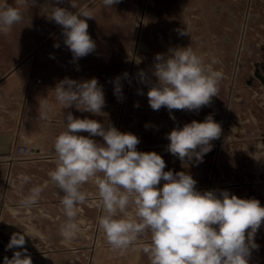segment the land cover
I'll return each instance as SVG.
<instances>
[{"label": "clouds", "instance_id": "obj_1", "mask_svg": "<svg viewBox=\"0 0 264 264\" xmlns=\"http://www.w3.org/2000/svg\"><path fill=\"white\" fill-rule=\"evenodd\" d=\"M64 0H52L45 6L47 17L61 26L63 43L72 53L73 61L86 57L96 49L88 32L87 19L94 18L88 5L69 0L71 11L60 7ZM121 0H102L112 7ZM36 0H15L14 5L0 3V34H8L23 21L21 8L35 6ZM181 36L189 34L178 30ZM59 48L60 44H54ZM217 63L213 59L212 64ZM124 79L128 73L122 74ZM155 82L147 74L138 73L139 82L149 85L148 103L153 110L166 108L170 118L173 110L199 113L218 97L223 73L213 69L189 47L171 48L157 53L151 67ZM114 95L123 98L121 77L112 81ZM55 100L64 109L94 116H106L103 86L97 78L74 80L65 77L53 89ZM140 94H143L142 92ZM139 107V104H135ZM49 105L39 111L38 118L46 120ZM65 130L54 141L55 168L48 172L50 182L60 196L65 217L59 234L65 240L77 237L78 212L91 193L85 185L96 187L97 207L102 210L97 223L113 251H126L137 246L145 234L149 243L140 245L150 264H250L252 251L259 245L255 235L264 223V206L258 199L239 198L227 190L197 189V181L185 172L165 171L166 162L155 151L137 150L140 139L130 132H121L111 123L88 117H75L68 112ZM150 125H145L149 127ZM86 132L88 135H81ZM221 125L212 114L203 122L193 120L175 127L166 135L170 143L166 150L182 164L202 162L212 150V141L220 137ZM93 137H101L98 142ZM31 177L22 175L17 191L22 195L21 206L38 203L45 190L34 185L24 194ZM163 181V186L161 182ZM62 193V195L60 194ZM25 234L13 233L5 251H14L3 264H33Z\"/></svg>", "mask_w": 264, "mask_h": 264}, {"label": "rangeland", "instance_id": "obj_2", "mask_svg": "<svg viewBox=\"0 0 264 264\" xmlns=\"http://www.w3.org/2000/svg\"><path fill=\"white\" fill-rule=\"evenodd\" d=\"M51 2L36 0L35 6L24 5L21 8L23 21L14 26H19L18 34H0V40H15L18 39L16 35L26 40L27 36L34 35L35 41L52 42V45L60 43L64 48L52 50L51 57L55 53L60 54L66 61V76L74 80L97 78L103 91L114 92L112 81L120 76L122 100L118 101L115 95L109 96L115 105L112 125L121 132L135 134L140 139L138 151L161 150L168 163L171 155L166 151L168 144H164L168 142L166 135L175 127H183L193 120L203 122L212 114L222 128L220 137L215 140L216 150L232 147L221 143L236 142L242 152L237 160L227 154L224 161V156L218 158L216 151L209 163L210 179L194 177L197 184L211 180L214 184L264 185V0H121L107 8L102 0H78L81 6L88 5L94 16L85 19L89 25L88 32L98 46L93 53L80 58V65L71 63L72 53L63 43L61 26L47 17L45 6ZM7 3L14 5L15 0H7ZM59 6L75 11L71 9L69 0H64ZM43 26L50 33L42 32ZM32 28L33 34L28 31ZM178 30L189 34L181 36ZM189 46L205 64L221 71L223 79L219 84L218 97H213L210 106L202 107L199 113L173 110L174 121L166 108L156 111L150 107L147 97L149 85L139 82L138 73L143 70L149 81L155 82L156 78L151 75L154 56L167 53L171 48ZM41 52L42 47L37 53ZM213 59L217 63L212 64ZM125 72L129 74L127 79L122 75ZM80 75V79L75 78ZM137 103L139 107L134 106ZM146 124L150 126L146 128ZM244 149L254 150L256 154ZM41 152L34 145L14 143L4 162L11 164L38 158ZM193 163L194 167L199 164ZM220 168H226L228 175L218 176ZM8 169L7 164L0 165V215L22 199L17 191L18 185L12 184L15 178H10L12 181L8 179ZM26 188L25 185L24 190ZM100 232L103 233L101 229ZM101 243L107 242H83V248L67 252L66 259L78 264H91L93 245ZM7 244L0 238V263L2 256L14 253L13 249L5 251ZM56 247H60L58 243L44 239L35 249ZM129 254L130 264H134L138 260L137 249L132 247ZM46 261L47 257H40L36 264ZM250 264H264V256L251 257Z\"/></svg>", "mask_w": 264, "mask_h": 264}, {"label": "crops", "instance_id": "obj_3", "mask_svg": "<svg viewBox=\"0 0 264 264\" xmlns=\"http://www.w3.org/2000/svg\"><path fill=\"white\" fill-rule=\"evenodd\" d=\"M4 0H0L3 3ZM18 27H13L11 33L18 34ZM42 27V32L50 33ZM32 34L34 29L28 30ZM41 32V30H40ZM45 37V36H44ZM15 40H0V165L8 166V179L19 185L20 177L28 175L31 181L26 185L24 193L34 185L45 187L41 199L31 207H23L20 202L10 207L8 211L0 215V238L7 243L13 233L19 232L25 234L26 244L24 247L28 249L33 264L37 263L38 258L47 257L44 264H78L77 261L66 259L67 252H74V249L83 248V242L94 240L95 242L106 241L104 233L100 232L97 219L102 214V210L97 207L98 196L96 187L89 182L85 187L91 193L88 202L81 206L78 212L77 222L79 224V232L76 238L65 240L59 234V226L63 223L65 217L63 215L62 206L60 205V196L57 195V189L50 182L48 172L55 168V151L54 141L57 136L65 130V120L68 112L75 117L96 119L101 122L111 123L114 121V101L109 99L114 96L112 90L104 91L106 94V106L103 112L106 116H94L91 113L80 112L75 107L64 109L55 100V85L63 80L66 76L64 66L66 61L56 54L51 57L52 50H62L64 47H54L52 42L35 41L34 35L24 40L16 35ZM20 38V39H19ZM60 44V43H59ZM42 45V46H41ZM43 48V52L37 53L38 49ZM96 48L98 46L96 45ZM73 64H81L82 61H71ZM75 74V72H74ZM81 75L75 77L80 79ZM110 96V97H109ZM49 105L48 118L41 120L38 118L40 109L45 105ZM81 135L87 136L84 132ZM98 142H103L100 137H93ZM168 141V140H166ZM34 145L41 154L37 158L28 159L26 161H17L15 163H6L4 160L14 145ZM170 141L164 144H169ZM212 150L203 157V161L194 167V163L187 165L171 153V161L165 160L166 168L175 172L185 171L194 177H203L210 179L211 170L209 163L212 155L218 152V158L226 155L234 156V160L239 158L242 148L236 142H225L220 145L232 146L228 149L226 146L216 150L217 142L213 140ZM228 150V151H227ZM248 152V149H244ZM167 151V150H166ZM146 152V151H143ZM156 152V151H155ZM250 153L256 151L251 150ZM156 153L163 155V152ZM215 156V155H214ZM163 158V156H162ZM219 160V159H218ZM17 163V164H16ZM218 166V165H217ZM228 168V167H227ZM228 175L227 169L220 168L218 176ZM235 176V173L233 174ZM195 180V179H194ZM198 181V180H197ZM163 183L159 185L162 187ZM200 191L227 190L231 194L239 198L258 199L261 206H264V185L261 184H240V183H224L214 184L209 180L207 183L197 184ZM18 188V187H17ZM62 195V193H60ZM255 235V243L259 245L257 250L252 251L251 257L264 256V223ZM44 239H51L58 243L60 247L49 249H35V246ZM149 243V235L145 234L137 246L138 260L134 264H150L148 257L142 252L140 245ZM91 264H130V249L126 251H113L108 243L93 245ZM86 248H89L87 246ZM21 250L19 248L13 251ZM14 253L2 256L12 258ZM46 255V256H45ZM68 255V254H67Z\"/></svg>", "mask_w": 264, "mask_h": 264}]
</instances>
